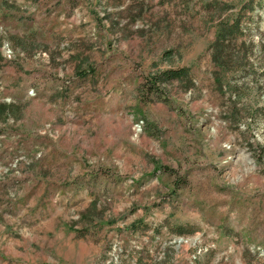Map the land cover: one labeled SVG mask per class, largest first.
<instances>
[{"label":"rangeland","instance_id":"obj_1","mask_svg":"<svg viewBox=\"0 0 264 264\" xmlns=\"http://www.w3.org/2000/svg\"><path fill=\"white\" fill-rule=\"evenodd\" d=\"M263 41L264 0H0V264H264Z\"/></svg>","mask_w":264,"mask_h":264},{"label":"trees","instance_id":"obj_2","mask_svg":"<svg viewBox=\"0 0 264 264\" xmlns=\"http://www.w3.org/2000/svg\"><path fill=\"white\" fill-rule=\"evenodd\" d=\"M241 18L242 16L239 14L233 18L220 21L215 28L214 38L210 44L211 59L217 67L212 73L214 81L220 89L224 83L222 75L226 70H230V66L234 65L245 69L246 63H249L248 50L251 44L246 43L245 40L238 43L234 42L235 38L244 33ZM259 48L262 55L260 57V70L264 73V41L260 42ZM187 76L188 70L186 67L166 68L153 74L150 85L154 87V91H157L159 88L158 83Z\"/></svg>","mask_w":264,"mask_h":264}]
</instances>
